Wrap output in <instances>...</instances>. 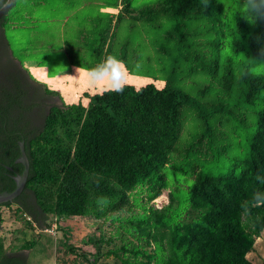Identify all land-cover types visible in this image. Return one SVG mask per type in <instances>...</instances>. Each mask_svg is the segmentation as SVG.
I'll return each instance as SVG.
<instances>
[{"label": "trees", "instance_id": "16d2710c", "mask_svg": "<svg viewBox=\"0 0 264 264\" xmlns=\"http://www.w3.org/2000/svg\"><path fill=\"white\" fill-rule=\"evenodd\" d=\"M106 2L107 21L76 30L68 56L91 70L108 57L144 63L139 53L148 50L139 81L123 77L122 91L36 109L44 120L36 132V97L59 92L28 86L27 70L2 61L10 40L5 30L0 36V194L14 191L25 171L21 143L29 161L22 193L0 204V264H29L21 252L44 248L51 221L77 217L102 222L86 241L95 251L80 255L88 264H257L249 254L264 233V22L236 17L227 25L216 0ZM6 15L1 28L28 27L29 47L47 44L32 16ZM145 27L166 28L167 38L150 43ZM196 70L210 78L198 109L179 86ZM167 189L169 203L157 208ZM12 205L18 220L8 229L2 208Z\"/></svg>", "mask_w": 264, "mask_h": 264}, {"label": "rangeland", "instance_id": "374dc122", "mask_svg": "<svg viewBox=\"0 0 264 264\" xmlns=\"http://www.w3.org/2000/svg\"><path fill=\"white\" fill-rule=\"evenodd\" d=\"M69 1L71 0H18L17 5L8 12L6 17L9 19L12 17L13 20L21 19L23 16L24 18H31L30 16H32L33 25L36 26L34 30L40 33L38 41L42 36L47 42V44L44 42L43 44H39L37 48L29 47L30 40H33V37H35L32 31L30 32V28H18L12 26L11 22L8 21L2 23V28L0 26V36H2L3 30H5L10 40V50L6 49L4 57L0 54V58L3 57L2 61L6 63L7 60H12L19 69L22 66L23 69L27 70V75L29 74L33 81H30L28 86H32L35 84L34 82L38 81L40 84L46 85L50 90L59 92V95L49 94L48 96L41 92L35 99L36 107L32 109V112L36 111V109L39 111L40 109H44L45 114H47L53 105L62 106L63 103H69V101L77 99L79 96L81 99V95L91 96L96 91L102 92L110 88L107 79L92 73L89 67H82L80 64L70 60L67 46L68 44L73 45L72 42L77 40L78 34L76 30H79L80 27L87 29L90 28L89 25L91 24L97 26L102 21H107V17L112 9L106 6V0ZM139 1L149 3L157 0ZM216 1L222 5L220 17L225 20L227 25H231L236 17L252 19L249 15L250 7L253 11L264 7V0L259 5L255 3V0H247L244 7H241L240 0ZM17 9H20L21 12H17ZM42 17H45V19L39 20ZM28 24L26 23V25ZM196 26H193V28L201 30L200 27L202 26ZM147 29L145 27V32L150 33V36L147 37L150 43H153V40L161 42L167 38L166 28L162 31H157V29H148V31ZM120 36L123 38L125 34L121 33ZM204 37L210 39L208 35ZM139 38L138 36L137 39L139 40ZM51 41L54 44L49 46ZM159 45L161 46V44H157L155 47L158 48ZM47 46L49 47L47 48ZM149 52L147 50L146 53H139V59L145 63L146 57H149ZM103 62L97 61V63H91V66L96 67V64L99 65ZM84 63L89 64L90 61L84 60ZM144 63H136L135 65H131V67L123 65L119 70L123 73V77L136 82L139 81L142 70L146 67V63ZM4 67H6V64H4ZM77 69L79 70L77 71ZM261 69L264 71V67ZM7 70L9 73L15 72L14 68L9 67ZM22 76L25 77L23 74ZM187 77L182 80L178 79L179 81L181 80L179 84L180 89L193 99L194 106L197 109L198 106L204 108L205 100L199 91L200 88L209 83V76L203 73L202 70H196ZM25 81L29 82V79L26 78ZM97 81L103 82L97 83ZM30 113L31 110L27 112L28 116ZM191 119L192 117H189V120ZM35 120L33 123L36 125H31V128L35 127V129H32L34 132L44 124V120L41 117H37ZM193 126L191 127L194 128ZM169 194L170 190H165L153 204L157 208L164 207L169 203ZM16 207V205H12L10 208H2V211L4 210L9 217L5 222L6 225H4L8 229L10 226H17L16 221L18 218L14 212ZM51 223L52 226L49 228L51 233L45 230L44 233L47 236H43V240H41L44 248L39 247L24 251L26 255L31 253L29 264H88V260L85 257H80V255H82L83 251H95V248L86 241L93 235L94 237L99 236L100 232L97 230V227L102 222H94L87 218L77 217L54 220ZM21 224H24V222ZM102 226L109 229L111 223L107 222L106 224H102ZM0 233H5V227L1 228ZM28 234V236H33L29 232ZM34 235L36 236L34 238L37 239L39 233L35 232ZM17 237L22 236L19 235ZM13 238L14 234L11 235V239ZM17 243L15 251H18L22 242L18 241ZM249 258L257 264H264V233L257 240L256 250L249 254ZM100 263H104V260Z\"/></svg>", "mask_w": 264, "mask_h": 264}, {"label": "clouds", "instance_id": "9594fccd", "mask_svg": "<svg viewBox=\"0 0 264 264\" xmlns=\"http://www.w3.org/2000/svg\"><path fill=\"white\" fill-rule=\"evenodd\" d=\"M246 3L247 0H240L241 7H244ZM255 3L259 5L262 3V0H255ZM249 15L252 17L255 23L264 22V7H261L256 11L251 10L250 7ZM261 52L264 53V49H261ZM122 66H123L122 61L117 60L115 57H108L107 60H105L103 63L91 69V72L107 79L109 82V86L112 88V90L122 91L123 73L120 72L119 70ZM78 70L79 69H77V71ZM102 82L103 81H97V83H102ZM49 228L45 229L46 232L51 231ZM24 251H28V250H24ZM24 251H22L21 253L24 254ZM26 256H28L29 257L28 259L30 260L31 253L27 254Z\"/></svg>", "mask_w": 264, "mask_h": 264}, {"label": "water", "instance_id": "95a60500", "mask_svg": "<svg viewBox=\"0 0 264 264\" xmlns=\"http://www.w3.org/2000/svg\"><path fill=\"white\" fill-rule=\"evenodd\" d=\"M15 0H7L5 4L0 8V21L5 17V15L12 9ZM22 156L19 159L22 163L26 165L25 171L22 175L16 177L17 187L12 192H4L0 194V204L13 201L18 197L25 188L29 174V161L25 151L24 143H21Z\"/></svg>", "mask_w": 264, "mask_h": 264}, {"label": "flooded vegetation", "instance_id": "af4514ba", "mask_svg": "<svg viewBox=\"0 0 264 264\" xmlns=\"http://www.w3.org/2000/svg\"><path fill=\"white\" fill-rule=\"evenodd\" d=\"M32 114H33V115H32V121L34 122V121H36L35 119L37 118V117H36V113H35V111H33Z\"/></svg>", "mask_w": 264, "mask_h": 264}]
</instances>
